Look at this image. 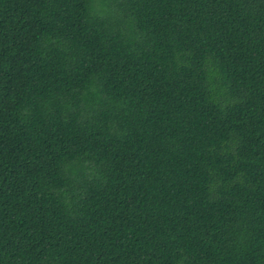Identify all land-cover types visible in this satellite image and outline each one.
<instances>
[{
  "label": "trees",
  "instance_id": "obj_1",
  "mask_svg": "<svg viewBox=\"0 0 264 264\" xmlns=\"http://www.w3.org/2000/svg\"><path fill=\"white\" fill-rule=\"evenodd\" d=\"M0 264H264V0H0Z\"/></svg>",
  "mask_w": 264,
  "mask_h": 264
}]
</instances>
